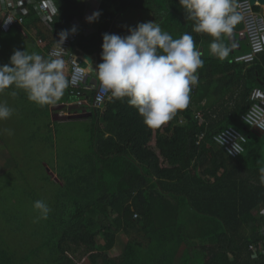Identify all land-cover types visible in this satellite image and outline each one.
<instances>
[{"label": "trees", "instance_id": "trees-1", "mask_svg": "<svg viewBox=\"0 0 264 264\" xmlns=\"http://www.w3.org/2000/svg\"><path fill=\"white\" fill-rule=\"evenodd\" d=\"M54 2L58 14L49 28L31 7L23 25L13 28L22 40L29 38L28 28H35L43 43L35 53L44 58L75 18L77 0ZM93 2L101 15L92 23L93 33L77 35L78 49L96 54L99 63L102 37L112 33L115 18L124 11H150L152 6L165 11L163 4L167 13L186 15L179 0ZM192 25L187 21L185 32ZM201 59L203 67L197 70L199 81L188 107L160 128H147L126 98L108 100L102 109L90 111L83 127V154L59 155L51 148L48 163L56 166L62 185L53 193V214L46 220L50 231L42 232L43 241L35 249H25L18 262L19 254L10 250L12 239L4 236L0 264H76L73 256L78 253V264H264V237L259 233L264 225V135L249 131L241 119L251 104V92L259 88L255 80L242 78L243 70L258 71L263 81L264 52L250 64ZM200 91L207 101L194 110L192 102ZM30 122L31 127L40 123L38 118ZM54 125L58 124L42 129L51 132ZM227 128L246 135L238 158H230L214 142V136ZM121 233L133 237L110 258ZM249 246L256 251H249Z\"/></svg>", "mask_w": 264, "mask_h": 264}, {"label": "clouds", "instance_id": "clouds-1", "mask_svg": "<svg viewBox=\"0 0 264 264\" xmlns=\"http://www.w3.org/2000/svg\"><path fill=\"white\" fill-rule=\"evenodd\" d=\"M179 6L187 21L194 22L193 32L213 38L210 52L218 59L227 58L231 49L221 37L230 35L233 26L241 20L233 0H179ZM43 7L58 14L54 0H45ZM100 15L99 11L93 12L86 22H95ZM75 32L73 27L58 34L55 44L59 50L63 51L62 44ZM101 61L92 67L99 93L110 101L126 98L150 129L160 128L188 107L192 88L199 81L197 70L204 63L191 34L184 33L174 39L155 22L139 23L128 29L127 36L105 33ZM64 65L61 58L14 50L9 62L0 65V92L14 86L37 105L55 104L69 86ZM12 112L0 103V121L10 118ZM220 140L223 143L221 137ZM233 149L238 152V145L234 144ZM33 208L37 211L34 222L47 219L51 212L43 200L35 201Z\"/></svg>", "mask_w": 264, "mask_h": 264}, {"label": "rangeland", "instance_id": "rangeland-1", "mask_svg": "<svg viewBox=\"0 0 264 264\" xmlns=\"http://www.w3.org/2000/svg\"><path fill=\"white\" fill-rule=\"evenodd\" d=\"M150 16V12L142 13L127 10L118 18L111 34L127 36L128 33L118 32L120 26L128 32L129 28H134L139 23L153 22ZM129 20L131 23H128ZM28 34L29 38L22 40L16 29L3 33L0 37V65L9 62L14 50L23 51L25 49L29 54L38 51L35 36L31 33ZM15 92L16 95H12L11 92L8 95L7 89L0 92V103L6 104L13 110L10 118L0 121V138L3 147L10 151L14 161L13 167L0 171V239L4 236H10L12 239L10 250L19 254L15 258L18 262L25 249H30L31 246L35 249L37 244L43 241L41 238L43 233L47 230L50 231L46 222L47 219L34 222L37 211L33 208L35 201L43 200L51 209L48 216L53 214V193L57 190V185L61 183L54 184L52 177L49 179V169L52 170V166L49 165L48 161L52 160L53 154L50 150L53 148V151L60 155V147H63L67 153L78 151L75 154L76 157L80 156L81 152L83 154L84 125L81 128L80 122H71L61 126L59 124L54 125L51 132L44 130L42 128L46 126L45 122H48V118L45 117L42 106L30 101L23 90L17 89ZM22 94L26 98L25 101ZM63 101L67 106L73 105L74 102L73 98L66 96H64ZM27 111H29L28 114H26ZM62 112L60 114H67L66 111ZM35 118H38L40 123L31 127L30 120ZM248 134L253 136L252 133L248 132ZM43 141L44 144H42ZM72 141H77V143ZM27 143L30 146H24ZM60 160H58V166L64 168L65 166ZM45 162L48 166L44 165ZM8 214L14 217H8ZM7 221H13L14 225L11 227ZM11 228L13 231H10ZM34 233L36 236L33 235ZM131 237L133 235L118 234L116 247L108 253V256L110 258L118 256L124 243ZM99 242L102 243L101 240ZM73 258L76 264L81 262L79 253Z\"/></svg>", "mask_w": 264, "mask_h": 264}, {"label": "built area", "instance_id": "built-area-1", "mask_svg": "<svg viewBox=\"0 0 264 264\" xmlns=\"http://www.w3.org/2000/svg\"><path fill=\"white\" fill-rule=\"evenodd\" d=\"M44 2L45 0H0V31L8 33L13 28L21 27L29 7L35 10L39 21L49 28L55 14L43 7ZM233 6L241 16L240 23L243 29L240 35L247 42L248 47L247 52L236 56L233 61L235 63L250 64L257 55L264 52V17L254 10L255 4H251L250 0H233ZM73 27L75 25L70 23L66 30ZM75 29V34L70 33L62 44L63 51L59 50L55 44L48 50L46 55L48 58H61L64 60L65 76L69 81V86L66 88L67 95L73 98V105L77 106V109L86 111L102 109L109 99L106 95L102 97L99 93L97 79L95 85L89 83L92 72L88 68H82L79 65V61L87 62L83 59L85 53L78 49L77 35H80V32L78 28L75 27ZM35 38L37 45L42 46V41L37 37ZM87 75H89V79L86 80ZM249 101L251 104L241 119L249 131L256 135H264V89H254L250 94ZM241 137L243 139H240ZM246 141V135L233 128H227L214 136L215 144L233 159L243 154ZM234 144L238 145V152L233 149ZM261 215L264 217V210ZM134 218H136V215H134ZM259 233L264 237V225L260 228ZM249 251L255 252L256 250L254 246H249ZM261 252L264 255L263 249H261Z\"/></svg>", "mask_w": 264, "mask_h": 264}, {"label": "crops", "instance_id": "crops-1", "mask_svg": "<svg viewBox=\"0 0 264 264\" xmlns=\"http://www.w3.org/2000/svg\"><path fill=\"white\" fill-rule=\"evenodd\" d=\"M88 3H91V4L88 5ZM254 4H255V7H258L260 9L258 11V13H260L264 17V6L259 5L257 2H255ZM161 5H162V10H165V11H161L160 8H158L157 6H152L150 8V11H140V10H134V11H139L142 13H145V12L149 13L150 12L151 13L150 19L153 22H155L156 24H158L161 27L162 31L169 33L174 39L179 38L184 33L191 34L193 36L194 41L195 42L197 41L196 48L201 52V58L212 57L218 61H222V62L224 61L225 63L226 62L233 63V60L236 56H239V55L247 52V49H248L247 42L240 35V32L242 30L236 31L237 28L241 25L240 21L238 22L234 31L230 35H222V37H221V41L226 46L230 47V49H231L229 56L227 58L221 60V59H218L215 55H213L210 52V44L213 42V38H211L207 35H204V34H199L197 39H196L197 33L194 32V34H193V31H192L193 25H192V29L189 28V30L185 32L186 25H187L186 15H183L180 12H176V13L170 12L169 13V11H168V13H167L165 6L163 4H161ZM97 8H98V5L94 4L93 0H77V5H76V9H75V18L70 23H73L75 25V27L78 28V31L80 32L81 35L87 36L88 34L93 33L92 32L93 31V29H92V23L93 22L92 23L86 22V18L89 17L93 12H95V10H97ZM126 11L119 14L115 18L113 26L115 25L118 18L121 15H123ZM167 18H168V20H167ZM130 20H132V19H130ZM128 23H131V21ZM121 30L124 31L125 34L128 33L123 27L120 26L118 28V32L121 33ZM168 30H171V31H168ZM28 33H31V35H33L35 37L38 36L36 29L33 27L28 28L27 34ZM27 36L29 37V34ZM25 39H27V37ZM35 44H36L37 48L42 47V46H38L37 43H35ZM97 58H98V56H97ZM98 64H99V60H98ZM260 65H261L260 66L261 69L264 72V65L263 64H260ZM243 72H246V74L244 73V75H242L243 76L242 78L247 79L250 82H254V80H255L254 86L257 85V87H259V88H255V89H264V80L262 81L259 79L260 76L258 74V71L253 72V70L251 68H249V69L245 68L243 70ZM15 90H17V89H15L14 86L10 87L7 89V94L10 95L9 93L10 92L12 93ZM200 93L198 94V96L196 98L193 99L192 105H193L194 110H197V107H199V106H201V107L204 106L206 101H207L206 99H204V98H206V93L203 91H200ZM64 96L68 97L66 89H65L62 97L58 101L63 99ZM61 101H63V100H61ZM57 102L55 104L42 106V111H44L46 114L48 113V115H49L48 122L44 121L46 126L50 125L51 123L52 124L57 123V124H59V126H61V125H66V124L71 123V122H80L81 127H82L83 125L88 123L89 118H87V119H66L64 121H53V115H54V111H52L53 107L62 106V105H65V107H69L66 104H64L63 102H61V103H57ZM62 111H66L67 114H65V115L60 114V113H63ZM80 111H82V110L75 109V110L68 111L66 108H64L63 110L58 111V115L59 116H67V115L73 114L74 112H80ZM90 111H88V112H90ZM199 119H200V122L203 121L202 118L199 117ZM243 131L245 132V130H243ZM152 145H154V142H152ZM60 148H61V153L69 154L66 152V150L63 147H60ZM217 148H215L214 150L216 151ZM9 152H10L9 150H6L3 147V144L0 141V169H1L0 171H3L6 168H11L14 166V161L12 160V156L10 155ZM44 165H47V164H44ZM56 170H57L56 166L55 167L53 166L52 170L49 169V171H50L49 179H50V177H52L54 184H56L57 182H60L57 179ZM58 185H62V183L58 184ZM0 248H2V246H0Z\"/></svg>", "mask_w": 264, "mask_h": 264}, {"label": "water", "instance_id": "water-1", "mask_svg": "<svg viewBox=\"0 0 264 264\" xmlns=\"http://www.w3.org/2000/svg\"><path fill=\"white\" fill-rule=\"evenodd\" d=\"M255 2H257L261 6H264V0H251V4H254ZM242 29L243 26L240 25L236 31ZM83 59H85L87 63L83 61H79V65L82 68H88L89 71L92 72V77L89 79V75H87L86 80L89 79V83L95 85L97 80L92 70V67L95 68L96 65H98V58L96 55L89 56L87 54H83ZM64 108H66L68 111H71L77 109V106L71 105L69 107H65V105H62V106L53 107L52 108V111H54L53 121H64L66 119H87L92 116V113L86 110H82L80 112H74L73 114L67 116H59L58 111L63 110Z\"/></svg>", "mask_w": 264, "mask_h": 264}]
</instances>
